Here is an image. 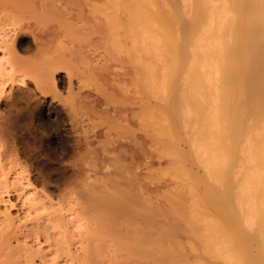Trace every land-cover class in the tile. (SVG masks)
Returning a JSON list of instances; mask_svg holds the SVG:
<instances>
[{
    "label": "bare ground",
    "instance_id": "6f19581e",
    "mask_svg": "<svg viewBox=\"0 0 264 264\" xmlns=\"http://www.w3.org/2000/svg\"><path fill=\"white\" fill-rule=\"evenodd\" d=\"M3 2L33 24L0 29V99L26 87L7 101L31 109L21 139L41 144L34 156L47 157L43 174L58 186L48 179L37 191L38 174L11 169L16 154L10 168L0 160V264H35L38 254L39 264H264V0ZM28 29L33 48L22 49ZM35 30L52 32L57 55L40 53ZM95 35L104 59L122 52L134 62L144 96L138 111H95L78 130L73 70L102 74L89 50ZM63 71L73 97L58 88ZM97 130L110 171L90 179L85 166L95 168L99 155L85 140ZM71 143L76 159L56 167L45 147L67 156ZM134 146L159 168L138 175ZM165 173L175 180L166 191ZM11 189L18 204L4 199ZM15 206L23 216L13 217Z\"/></svg>",
    "mask_w": 264,
    "mask_h": 264
},
{
    "label": "rangeland",
    "instance_id": "374dc122",
    "mask_svg": "<svg viewBox=\"0 0 264 264\" xmlns=\"http://www.w3.org/2000/svg\"><path fill=\"white\" fill-rule=\"evenodd\" d=\"M75 1H80V0H75ZM7 2H6V4H5V2H3V0H2V3L0 2V29H1V31H3V30L7 31L8 29H11L14 27L26 28L25 25H27V23H29L30 24L29 26L31 27L32 26L31 24H33V23L30 20V15L24 13L23 15H19V16H15V17L12 16L11 13L13 11L9 8V7H11V5L10 6L8 5L10 2L9 3H7ZM10 4H12V3H10ZM10 10H11V13H10ZM20 32H21L20 34L22 35L21 37H22V42H23V46H21V48L22 47L24 48L25 47L24 44H26V43L30 44V46L34 44V39L32 37V33H31L30 29L23 30ZM11 33H8V34L11 36ZM34 33L37 36V42L40 43V45L42 46L41 47L42 50L40 53H42V51H44L45 55H46V53L52 54L54 52L53 54L57 55L55 53H57V50H59L60 47L57 46V44H58V42L56 43L57 39L52 34L51 31L44 30V32H43L42 30L41 31L35 30ZM46 33H49V35H51L53 38L51 39V37L49 35H47ZM54 39H56V40H54ZM91 39H92V42L90 43V46H89V50L91 51V57L93 58V60L98 62V64H100L99 66L101 67L102 74L100 75V77H98L96 75L92 77L90 75V73H88L87 67H84L85 66L84 64H82V65L78 64V63L75 64V68L73 70L75 72L74 73L75 75L72 78V80L74 82L73 87L75 88L74 92L78 95L77 97H80L79 100L80 99L81 100L79 101L75 97V93L73 94V91L71 93V96H70V94L66 93V88H65V85L63 84V81L66 79V75L64 74V71L62 72L63 75H61V77H58V79H57L58 81H60V79H62V83H60V84L58 83V86H59L58 88L60 89V92L63 94V97L68 96V95H69V97H73V95H74V97L72 99L75 101L77 100L78 102H81V105L78 106V109L75 107L76 105L74 106L76 108L77 113H78L77 118H76V122H74V125L78 130H80L81 128L87 129V127H88L87 123H88V121H90L88 119H91V120H97L98 119V118H96L95 111H96V113H98L97 115H99V116L100 115L102 116L103 113H105L106 111L111 112L113 114H116L117 116H118V114L129 115L134 111H138L139 101H140V99H142L141 97L144 96L143 93L135 85V82H136L135 80H136L137 76L135 74L136 70H135L134 62L133 63H131L132 61L129 62L128 58L125 56L126 54L124 55L122 52L117 53L113 57L107 56L108 58L104 59L105 53H103L102 44L96 42V35L92 36ZM122 48H124V47H122ZM61 50L63 51L62 48H61ZM62 51H61V53H62ZM44 52H43V54H44ZM21 53H22V51H20L19 56L22 58H24L23 56L29 55V53H26V54L25 53L21 54ZM40 55L42 56V54H40ZM45 55H43V58L45 57ZM100 55H101V58H100ZM157 63L160 64L161 62H157ZM93 64L95 65V63H93ZM101 76L104 79H101ZM27 80H29V79H27ZM97 83L100 84V87H99V85H97ZM110 84H112V85H110ZM113 85L115 86V88ZM78 86H79V89L77 88ZM61 87L62 88L64 87V89L62 90ZM96 87L97 88L102 87V89L104 88L103 90H101L102 93L100 92V89L97 90ZM30 88H32V86ZM8 90L9 89H7L6 94H5L6 98L0 99V160L6 161L7 166H9V168H10V166H12L13 164H10L9 160H16L17 159L16 161H19L20 164L17 162L18 163L17 167L16 166L11 167V169L12 168L19 169L20 167H24L21 169L32 170L33 172L31 174H34V173L36 175L38 174V182L39 183H37V184L35 183V186L37 187L36 188L37 191L43 190L42 185H41L42 183H40V182L44 183L45 181H48V179L51 183L49 186H52V187L58 186V181L55 179V177H53V180L51 181L50 178H47V177L45 178V175H44L46 173L45 170L42 171L43 167L41 164L42 163L41 160L43 158L47 159V157H44L45 155H43V154L40 155V157L34 156V154L36 152H42L43 153L44 150H42L43 148H42L41 144H39L38 142L35 143L33 141H26V140L23 141L21 139V136L25 132V129L26 130L29 129L30 122L33 125L32 120L28 116V114L30 112L27 113L28 111H31V109H29L28 111L24 110L25 107H24V105H22L24 103H21V105H20L21 109H20V106H18V104H17V106L11 105V107H10V105H9L10 99H8V101H7L8 96H12L15 93H20L23 90L25 91L26 87H24L23 90H20L18 88V86H14L11 89L12 91H9V93H8ZM120 90H123V91H120ZM25 92H27V90ZM38 98H39L38 96L34 97L33 101L35 102ZM47 101H46L47 102L46 108H48V106L50 105L49 104L50 99H48ZM41 102H43V101H41ZM54 102H56L57 104H60L59 102H57V100H54ZM75 103L73 102V104H75ZM114 103H115V105H114ZM119 103H121V104H119ZM7 104L9 105V107ZM23 107H24V109H23ZM26 109H28V108H26ZM24 111H26L27 114H25ZM25 121H28L29 124ZM30 127H32V126L30 125ZM99 132H100V130H97L96 133H94L96 136L92 133H90L89 135L86 136L87 140H85V142L87 145H90L89 147H91V148L93 147V149H95L97 147L98 142L100 140H102V137H101ZM21 141H23V142H21ZM73 144L74 143L70 144V145H72L71 149H74ZM92 144H93V146H92ZM134 147H136L135 149L138 148V146H134ZM144 147H146V146H144ZM45 149H46V152L48 151V153H49L50 151H52V153L54 154V158H56V160H57V161L55 160L56 167L69 166L70 165L69 162H73L74 159H76V157H77V155L75 154V152H76L75 149L73 151H71L70 153H68L67 156H61L57 152L54 153V151L49 146L45 147ZM132 149H133V151L131 154H133L132 158L134 160V161H132V164L134 165V162H135V164H137L136 173L138 175L145 174L146 169L150 168V166H152V169L154 171L159 168V164H158L157 159L154 158L153 155L151 156V154L147 151L146 148H145L146 154H144V152L142 153V151H140L139 148H138L139 150L138 149L134 150L133 147H132ZM99 150L100 149H98V148H96L94 150L97 153V155H99L95 160V168L93 167L91 169L89 166H85V168H87L89 171V173L87 175L90 179H94L95 176L102 177L110 171V169L107 166H105V165H107L108 156L106 154L101 153ZM133 152H135V154ZM11 154H13L14 157ZM15 154L17 155L16 156L17 158L15 157ZM166 159H165V164H166L165 167L167 166ZM21 165H23V166H21ZM0 173H1V171H0ZM94 174H97V175L94 176ZM169 179L171 180L170 175L165 173V191L167 189H171L174 186L173 184L175 182H173V184H171L174 179L172 178L173 179L172 181H170ZM52 182H54V183H52ZM170 186H172V187H170ZM12 190L13 189L10 190L9 194H4V196L6 195L9 199H11V201H13V203H15V201L17 199L15 197L16 193H14L15 192L14 190H13L14 192H12ZM17 195H18V193H17ZM6 196L4 197L5 200L7 198ZM6 204H3V202L2 203L0 202V217L2 216L1 214L4 211L3 209H4V206H6ZM16 204H18V201H16ZM10 212L13 213V217H14V214H15V216H17L18 214H19V216H23L22 210H19V208L18 207L16 208V206L14 208L12 207L10 209ZM20 213H21V215H20ZM7 232L10 233L11 230H8ZM17 237L21 238L20 235L19 236L17 235ZM12 241H13V245H14L16 243V242H14V238L12 239ZM43 246H45V245H43ZM24 259H25L24 257L23 258L21 257V259L19 261H21L24 264H27ZM39 259H40V257L38 254L37 256L33 257V262L35 264H39ZM62 260H63V258L60 257L57 260V264H61ZM210 260L215 261V259L214 260L209 259L207 262H209ZM219 261H221V260H219ZM222 263L225 264L227 262L222 261ZM74 264H77V263L74 262ZM215 264H217V263L215 262Z\"/></svg>",
    "mask_w": 264,
    "mask_h": 264
}]
</instances>
